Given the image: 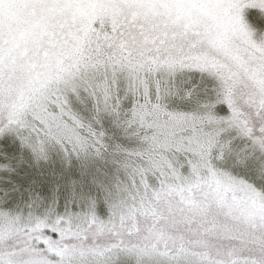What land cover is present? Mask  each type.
<instances>
[{
  "label": "snow or ice",
  "instance_id": "6c2138e0",
  "mask_svg": "<svg viewBox=\"0 0 264 264\" xmlns=\"http://www.w3.org/2000/svg\"><path fill=\"white\" fill-rule=\"evenodd\" d=\"M0 264H264V0H0Z\"/></svg>",
  "mask_w": 264,
  "mask_h": 264
}]
</instances>
